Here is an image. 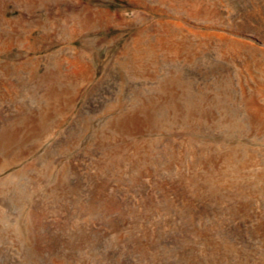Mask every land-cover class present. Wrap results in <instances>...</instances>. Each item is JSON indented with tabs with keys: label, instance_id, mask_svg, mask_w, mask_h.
Masks as SVG:
<instances>
[{
	"label": "rangeland",
	"instance_id": "374dc122",
	"mask_svg": "<svg viewBox=\"0 0 264 264\" xmlns=\"http://www.w3.org/2000/svg\"><path fill=\"white\" fill-rule=\"evenodd\" d=\"M10 125L0 264H264V0H0Z\"/></svg>",
	"mask_w": 264,
	"mask_h": 264
},
{
	"label": "bare ground",
	"instance_id": "6f19581e",
	"mask_svg": "<svg viewBox=\"0 0 264 264\" xmlns=\"http://www.w3.org/2000/svg\"><path fill=\"white\" fill-rule=\"evenodd\" d=\"M83 24V23H82ZM59 53V59H60V57L61 58H65V54L62 52V51H59L58 52ZM78 53V52H77ZM82 53V52H81ZM59 59H56V63H57V67L59 68V66L61 67L62 66V62H61V59L59 60ZM58 60V61H57ZM8 67V66H7ZM70 68V67H69ZM18 69V68H17ZM72 72L73 71H71V73L70 74H72ZM57 74H59L58 73V70L56 69V68H50L49 70H47V73L44 75V77L45 78H47L48 77V75H57ZM68 75V74H67ZM62 76V75H61ZM44 78V79H45ZM44 82V81H43ZM52 93V91H50V92H48L47 93V96H49L50 94ZM46 96V97H47ZM50 98H53V97H50ZM57 98V97H56ZM49 99V98H48ZM21 116V115H20ZM23 118V117H22ZM129 118V117H128ZM19 119V118H18ZM33 119V118H32ZM21 120V119H20ZM30 122V121H29ZM11 124V123H10ZM18 124V123H17ZM18 126V125H17ZM17 126H15L14 125V127H17ZM14 127H12L11 125H10V128H8V130H7V132H9L10 134L9 135H7L5 138L3 137V135H2V133L0 132V149H4V148H10L9 146L11 145V143H10V141L11 142H13V141H15L16 140V137H13L12 135H13V133L16 131V130H14ZM20 128V127H19ZM33 129V128H32ZM19 130V129H18ZM23 129H21V131H22ZM32 131V130H31ZM3 133H4V130L2 131ZM19 133H20V130L18 131ZM27 133V132H26ZM32 133V132H31ZM34 133V132H33ZM5 134V133H4ZM17 134V133H16ZM16 136V135H15ZM9 137V138H8ZM7 139H9L8 140V144H6V141H7ZM19 184V183H18ZM17 186V185H16ZM23 186V185H22ZM19 188V187H18ZM18 188H16V189H18ZM2 189V187H0V190ZM20 189V188H19ZM3 190V189H2ZM20 193H21V191H19ZM22 192H23V190H22ZM0 193H2V191H0ZM14 198V197H13ZM12 198V199H13ZM17 198V197H16ZM1 198H0V203H1ZM19 201V200H18ZM19 202H21V201H19ZM106 203V202H105ZM21 204V203H20ZM81 204V203H80ZM1 205V204H0ZM77 206V205H76ZM100 208V207H99ZM4 209V208H3ZM2 208H1V206H0V210L2 211L3 210ZM79 210V209H78ZM0 211V213H3V211H5V210H3L2 212ZM6 214H8V213H6ZM3 215V214H2ZM7 217V216H6ZM4 222H6V221H4ZM16 222V221H15ZM29 222V221H28ZM30 225V224H29ZM29 225H28V227H29ZM34 226H35V224H34ZM0 228H4L3 227V223H2V219H1V217H0ZM4 230V229H3ZM3 230H0V242H3L4 241V238H5V233L3 232ZM33 230V229H32ZM37 229H35V231H36ZM33 232V231H32ZM36 233V232H35ZM38 234V233H37ZM80 235V234H79ZM24 236V235H23ZM31 237H32V240H34V241H36V240H44V238H47L48 237V235H46V234H39V236H36V234H31L30 235ZM30 237V238H31ZM57 237V236H56ZM50 239V238H49ZM76 239L78 240V243L80 244V245H82V241H83V238L82 237H80V236H72V237H70V238H65V237H60V240L58 241L57 239V241H58V243L59 242H63V243H65V245H66V247L68 248V247H70V244L71 243H73V242H75L76 241ZM28 240V239H27ZM29 240H31V239H29ZM53 240V239H52ZM55 240V241H56ZM48 243V242H47ZM51 243V242H50ZM50 246V245H49ZM73 246V245H72ZM74 247V246H73ZM72 252L75 254V252L72 250ZM31 255V257L32 258H37L38 257V253L37 252H32V254H30ZM67 257H71V258H73V255L72 254H70V256H67ZM63 258V257H62ZM75 258V257H74ZM68 260V259H67Z\"/></svg>",
	"mask_w": 264,
	"mask_h": 264
}]
</instances>
